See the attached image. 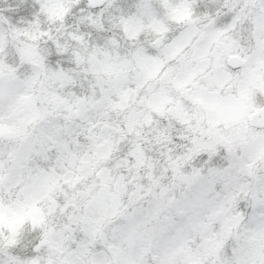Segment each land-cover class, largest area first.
Listing matches in <instances>:
<instances>
[{"label":"clouds","instance_id":"clouds-1","mask_svg":"<svg viewBox=\"0 0 264 264\" xmlns=\"http://www.w3.org/2000/svg\"><path fill=\"white\" fill-rule=\"evenodd\" d=\"M0 264H264V0H0Z\"/></svg>","mask_w":264,"mask_h":264}]
</instances>
